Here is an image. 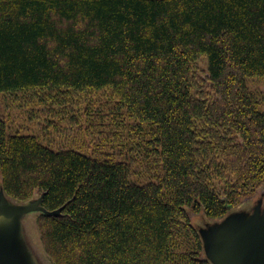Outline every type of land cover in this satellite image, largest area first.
Returning <instances> with one entry per match:
<instances>
[{"label":"trees","instance_id":"1","mask_svg":"<svg viewBox=\"0 0 264 264\" xmlns=\"http://www.w3.org/2000/svg\"><path fill=\"white\" fill-rule=\"evenodd\" d=\"M0 94L47 116L0 118V187L52 264H212L191 215L264 186V0H0Z\"/></svg>","mask_w":264,"mask_h":264},{"label":"rangeland","instance_id":"2","mask_svg":"<svg viewBox=\"0 0 264 264\" xmlns=\"http://www.w3.org/2000/svg\"><path fill=\"white\" fill-rule=\"evenodd\" d=\"M206 59V58H205ZM200 67L206 69V61L204 59L200 60ZM250 86H254L250 83ZM102 96V95H101ZM100 95L96 98H100ZM86 101V100H85ZM83 101V105L85 104ZM85 107V106H84ZM35 109V110H34ZM33 110V111H31ZM41 110L40 105L31 104L28 106H21L19 103L15 102L11 96L6 94H0V118H3L4 121H7L9 125V132L13 134L20 133L22 135H38L40 134V125L41 123H45L43 120L45 118L40 115L37 116V112ZM37 111V112H36ZM63 130L57 133L54 132V136L58 134L57 143L59 145L64 144H77L84 145L88 144L85 150L91 149V137L89 133L84 137L80 134L79 128L76 127L75 130L69 128V123L65 122ZM86 134V132H85ZM47 143V142H46ZM57 144V145H58ZM37 199H32V202H35ZM29 202V203H30ZM28 202H16L11 198L7 197L2 191L0 187V223L3 217V212L9 205L14 206L15 208H19L23 204H27ZM40 213H44L41 210H32L28 213H25L21 216L19 220L20 230H19V239L21 246L24 251V256L22 259L26 261L27 264H52L45 255L44 247L42 245V239L39 232L37 219ZM193 225L198 229L201 239L203 240L204 247V258L209 260L210 263H214L211 258L212 251L215 250V244H212V240H210V236L218 233V231L222 230L224 226L229 224L230 222L240 223L246 220H254V221H263L264 219V186L258 190V193L251 197L250 199L244 200L241 205L229 212L228 215L224 218H217L215 220H211L206 217L203 213L198 215H191ZM213 239V238H212Z\"/></svg>","mask_w":264,"mask_h":264},{"label":"water","instance_id":"3","mask_svg":"<svg viewBox=\"0 0 264 264\" xmlns=\"http://www.w3.org/2000/svg\"><path fill=\"white\" fill-rule=\"evenodd\" d=\"M41 202L40 198L19 208L9 205L4 210L0 223V264H27L22 259L24 251L18 236L19 220L32 210L44 212ZM209 238L211 245L215 244L211 258L216 264H264V219L230 222Z\"/></svg>","mask_w":264,"mask_h":264}]
</instances>
